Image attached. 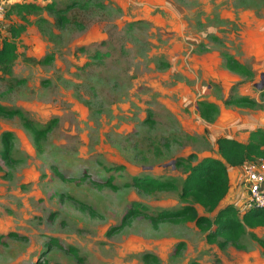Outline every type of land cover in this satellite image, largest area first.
I'll return each instance as SVG.
<instances>
[{
    "label": "rangeland",
    "instance_id": "1",
    "mask_svg": "<svg viewBox=\"0 0 264 264\" xmlns=\"http://www.w3.org/2000/svg\"><path fill=\"white\" fill-rule=\"evenodd\" d=\"M74 9L68 17L83 29H52L45 12L30 17L48 20L53 37L28 26L13 75L0 80V106L52 127L38 152L20 117L0 116V152L12 135L11 163L0 158V264H264V227L218 246L193 223L126 218L138 206L180 208L186 172L176 163L215 155L220 130L199 118L198 101L227 107L246 97L250 111L264 109V60L244 63L256 68L249 81L221 56H264V0H91ZM18 24L6 12L0 42ZM134 177L172 179L176 190L145 193L128 186ZM238 191L223 204L243 205Z\"/></svg>",
    "mask_w": 264,
    "mask_h": 264
},
{
    "label": "trees",
    "instance_id": "2",
    "mask_svg": "<svg viewBox=\"0 0 264 264\" xmlns=\"http://www.w3.org/2000/svg\"><path fill=\"white\" fill-rule=\"evenodd\" d=\"M90 1L85 0L81 3L78 0H73L71 3H65L64 7L58 6L56 0H41V3L33 1L10 5L7 15H14L19 24L10 26L8 29L9 38L0 42V80L10 78L13 75L14 65L18 58L17 41L21 39L28 26L34 24L40 34L48 39L53 37L52 29H63L72 22L78 29H83L84 27L76 22L74 18L68 17V14L73 13L76 6L79 9L88 7ZM100 6L103 7L102 4ZM44 12L54 17L52 29L45 18L38 17L34 22L30 21V17H35ZM213 39L215 42L220 43L218 39ZM221 56L224 67L228 72L241 75L244 78H248L249 81L253 79L254 70L242 64L232 54L222 51ZM49 60L51 59L47 58L38 63L45 64ZM224 104L235 107H251L255 103L246 97H238L227 99ZM196 105L199 118L206 123H213L219 115V107L214 103L198 101ZM0 116L20 117L26 129L31 130L37 151L42 152V142L51 132V126L37 129L19 111L10 110L2 106H0ZM1 141L3 149L0 152V158L7 164L11 163V133L3 134ZM260 159L264 161V129L257 128L251 131L245 143L232 138L219 137L215 141V156L204 157L195 164L191 163L192 157H188L186 160H179L176 163V166H182L186 172L178 195L179 203L181 204L180 208L174 211L147 214L144 209L140 210V206H138L129 210L126 218L131 219L137 215H143L153 225L158 223H193L205 235L208 242H215L218 246L228 243L236 244L245 234L246 229L264 227V209L245 211L239 204H223L231 189L229 171L240 168L245 162H255ZM55 175L63 181L72 182L83 179V177L65 178L57 170H55ZM110 179L112 178L110 177ZM107 184L113 187L110 181ZM128 186L145 193L176 190L175 182L172 179L134 177ZM195 206L212 214V218L200 216ZM258 242L264 247L263 242L260 240ZM180 246H177L176 252Z\"/></svg>",
    "mask_w": 264,
    "mask_h": 264
},
{
    "label": "crops",
    "instance_id": "3",
    "mask_svg": "<svg viewBox=\"0 0 264 264\" xmlns=\"http://www.w3.org/2000/svg\"><path fill=\"white\" fill-rule=\"evenodd\" d=\"M25 2H33L34 0H23ZM18 2L21 3L22 0H14L13 3ZM12 3V4H13ZM24 3V2H23ZM249 51V56L244 57V60L240 62L242 64L246 63L248 59L255 60H264V56L258 57L256 59ZM256 70V68L254 69ZM219 107V115L212 125H216L220 130V133L216 135V139L219 137L232 138L239 142L245 143L248 139L249 133L257 128L264 129V109L262 111L252 112L248 107H235V106H227V107ZM260 110V109H259ZM214 130V129H212ZM216 141V140H215ZM215 156V155H214ZM240 176L241 169H232L229 171L230 184L231 189L229 191L230 197L234 199L239 197V186H240ZM236 191V194L233 196L232 192ZM229 202V200L227 201ZM231 203V202H230Z\"/></svg>",
    "mask_w": 264,
    "mask_h": 264
},
{
    "label": "built area",
    "instance_id": "4",
    "mask_svg": "<svg viewBox=\"0 0 264 264\" xmlns=\"http://www.w3.org/2000/svg\"><path fill=\"white\" fill-rule=\"evenodd\" d=\"M14 0H0V33L4 15ZM240 189L245 195L243 210L264 209V161L245 162L241 167ZM242 196V193H241Z\"/></svg>",
    "mask_w": 264,
    "mask_h": 264
},
{
    "label": "water",
    "instance_id": "5",
    "mask_svg": "<svg viewBox=\"0 0 264 264\" xmlns=\"http://www.w3.org/2000/svg\"><path fill=\"white\" fill-rule=\"evenodd\" d=\"M262 76V78L264 79V74H262L261 75ZM264 87V80H263V82H262V88Z\"/></svg>",
    "mask_w": 264,
    "mask_h": 264
}]
</instances>
